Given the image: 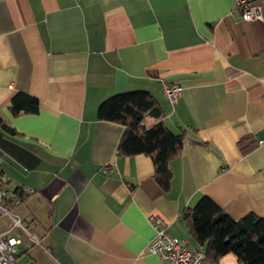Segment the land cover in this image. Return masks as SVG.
Returning a JSON list of instances; mask_svg holds the SVG:
<instances>
[{
  "label": "crops",
  "instance_id": "crops-1",
  "mask_svg": "<svg viewBox=\"0 0 264 264\" xmlns=\"http://www.w3.org/2000/svg\"><path fill=\"white\" fill-rule=\"evenodd\" d=\"M164 82L181 86L175 102ZM137 89L182 134L167 190L149 156L118 153L125 127L97 117ZM18 91L37 112L12 114ZM0 149L7 188L33 190L12 208L29 233L0 218L20 240L14 264H163L150 215L204 249L180 218L202 196L264 218V20H242L236 0H0Z\"/></svg>",
  "mask_w": 264,
  "mask_h": 264
},
{
  "label": "trees",
  "instance_id": "trees-1",
  "mask_svg": "<svg viewBox=\"0 0 264 264\" xmlns=\"http://www.w3.org/2000/svg\"><path fill=\"white\" fill-rule=\"evenodd\" d=\"M10 110L35 113L39 109L37 97L18 91L10 98ZM162 109L152 94L144 89L112 94L97 107L100 120L116 121L125 127L118 145V153H143L154 164V178L167 190L170 186L169 161L182 148V134L169 130L162 121ZM147 117L155 121L146 123ZM242 150V140L239 141ZM248 147V146H247ZM180 218L186 223L194 239L204 245L210 261L226 253H234L242 264H264V218L253 212L233 219L208 196H202L195 205L185 207Z\"/></svg>",
  "mask_w": 264,
  "mask_h": 264
},
{
  "label": "built area",
  "instance_id": "built-area-1",
  "mask_svg": "<svg viewBox=\"0 0 264 264\" xmlns=\"http://www.w3.org/2000/svg\"><path fill=\"white\" fill-rule=\"evenodd\" d=\"M236 7L242 20H264V9L251 0H236ZM181 91L178 83L164 82L163 92L171 102H175ZM4 156H9L0 149V164ZM104 170L109 169L104 165ZM9 175L0 172V218L6 217L11 227H20L24 232L28 230L23 226L21 218L13 212L12 208L20 204L25 196L32 193V188L20 187L14 191L7 188ZM148 222L154 230V235L148 242V250L159 255L163 264H218L205 256L202 246H190L185 238L176 239L166 230V222L158 215H150ZM20 242L15 236L0 233V264H14L16 246Z\"/></svg>",
  "mask_w": 264,
  "mask_h": 264
},
{
  "label": "rangeland",
  "instance_id": "rangeland-1",
  "mask_svg": "<svg viewBox=\"0 0 264 264\" xmlns=\"http://www.w3.org/2000/svg\"><path fill=\"white\" fill-rule=\"evenodd\" d=\"M147 120H148V122H150L152 120V118H148ZM21 222H22L23 226H25V228H26V222L24 220H21ZM10 226H11V223L8 221V227H10ZM11 228L13 229V232H12L13 235H15V236L19 235L20 236L23 234V230L20 227L17 226V227H11Z\"/></svg>",
  "mask_w": 264,
  "mask_h": 264
}]
</instances>
